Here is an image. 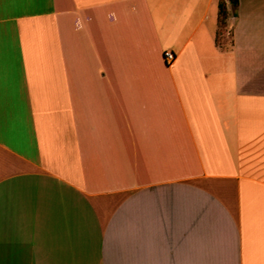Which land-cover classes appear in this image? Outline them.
I'll return each instance as SVG.
<instances>
[{"label": "crops", "instance_id": "0c3cea01", "mask_svg": "<svg viewBox=\"0 0 264 264\" xmlns=\"http://www.w3.org/2000/svg\"><path fill=\"white\" fill-rule=\"evenodd\" d=\"M219 2L0 0V264H264V0Z\"/></svg>", "mask_w": 264, "mask_h": 264}, {"label": "trees", "instance_id": "16d2710c", "mask_svg": "<svg viewBox=\"0 0 264 264\" xmlns=\"http://www.w3.org/2000/svg\"><path fill=\"white\" fill-rule=\"evenodd\" d=\"M234 5L238 4V0H230ZM227 8H226V0H220L219 2V20L221 28H224L227 19ZM220 33V32H219Z\"/></svg>", "mask_w": 264, "mask_h": 264}, {"label": "built area", "instance_id": "2783aa9c", "mask_svg": "<svg viewBox=\"0 0 264 264\" xmlns=\"http://www.w3.org/2000/svg\"><path fill=\"white\" fill-rule=\"evenodd\" d=\"M164 58L167 65H172L176 60V55L172 51H166L164 53Z\"/></svg>", "mask_w": 264, "mask_h": 264}]
</instances>
